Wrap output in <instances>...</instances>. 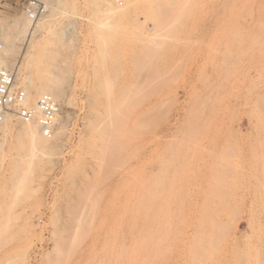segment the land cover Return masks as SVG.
Masks as SVG:
<instances>
[{"label": "rangeland", "instance_id": "374dc122", "mask_svg": "<svg viewBox=\"0 0 264 264\" xmlns=\"http://www.w3.org/2000/svg\"><path fill=\"white\" fill-rule=\"evenodd\" d=\"M41 1L28 30L27 0H0L16 87L59 71L64 94L46 153L0 135V264H264V0H192L159 21L141 0ZM39 45L43 76L26 65Z\"/></svg>", "mask_w": 264, "mask_h": 264}, {"label": "bare ground", "instance_id": "6f19581e", "mask_svg": "<svg viewBox=\"0 0 264 264\" xmlns=\"http://www.w3.org/2000/svg\"><path fill=\"white\" fill-rule=\"evenodd\" d=\"M192 0H141L140 1V3L139 4H141L142 6H144V5H146V6H148L150 9H153L154 10V13L156 12L157 14L159 13V12H164V14L167 12V10H173L174 11V9H179L180 8V5H182V4H187V3H189V2H191ZM46 6V5H45ZM145 7V6H144ZM146 8V7H145ZM149 8H147L146 10H149ZM152 10H150V12H151ZM169 11H168V13H169ZM147 12V11H146ZM171 12V11H170ZM152 13V12H151ZM150 13V14H151ZM154 13H152L153 15H152V17L153 16H155V18L154 19H156V20H158L159 21V18L158 17H156V13L154 14ZM142 14H144V12L142 13ZM146 14V13H145ZM150 14H147V15H150ZM167 14V13H166ZM47 15V14H46ZM50 15V14H49ZM51 15H53V14H51ZM45 16V15H44ZM158 16H161V15H158ZM145 18H147L146 16H144ZM150 17V16H149ZM163 17V16H162ZM26 18V17H25ZM24 18V19H25ZM151 18V17H150ZM42 19V18H41ZM45 20V19H44ZM48 20V19H47ZM54 20V19H53ZM40 21L41 20H35V21H33V20H31L29 17H27L26 19H25V23H26V25L25 24H23V26L25 25V27H26V29L28 28V30L30 29V25H33V27H37L39 24H40ZM51 21L52 20H50L49 22H43V19H42V22L45 24V31H44V35H42V36H45V35H50V34H53V30H54V28H53V30H52V26L50 25L51 24ZM62 21V20H61ZM156 22V21H155ZM57 23V22H56ZM60 24V23H59ZM58 24V25H59ZM13 25H15L16 27V29L14 30V28H12L14 31H16L17 29H18V25L19 24H13ZM32 27V26H31ZM19 28H20V26H19ZM21 29V28H20ZM25 30V29H24ZM30 30H33V28H31ZM26 31V30H25ZM35 31V30H34ZM34 31H31V32H34ZM23 31H21L20 33H18V34H21ZM27 32V31H26ZM29 32V31H28ZM36 33H38V31L36 30ZM58 33V32H57ZM23 34V33H22ZM28 34V33H27ZM33 34H35V32L33 33ZM33 34H31V35H33ZM40 34V33H39ZM56 36V35H55ZM30 37V36H29ZM49 37H51V36H49ZM54 37V36H53ZM57 37V36H56ZM60 37V36H59ZM59 37L57 38V39H55V40H58L59 39ZM63 37V36H62ZM37 38V37H36ZM45 38H47V37H45ZM37 39H39V38H37ZM41 39H42V37H41ZM41 39H40V41H41ZM48 39V38H47ZM29 40V39H28ZM31 41H32V39H30ZM29 40V41H30ZM45 40V42H44V44L43 43H41V44H43L44 46H46L45 45V43L46 44H50V42L48 41V40H46V39H44ZM60 40V39H59ZM14 41L16 42V41H19V40H17L16 39V37H15V39H14ZM34 41V40H33ZM38 41V40H37ZM37 41H35V42H37ZM47 41H48V43H47ZM20 42V41H19ZM34 42V43H35ZM43 42V41H42ZM60 42V41H59ZM22 43V42H21ZM29 43H31V42H29ZM28 43V44H29ZM38 43V42H37ZM33 45V44H32ZM41 46V45H39V46H41L40 48L38 47V46H35V47H37V48H32L31 49V51H30V53H29V55H28V58H27V66H29V70H31L30 68H33V70L35 69H39V67H41L42 65L44 66L45 65V67H47V63L48 62H46V64H43L44 62H43V59H45V58H43V54H47L48 53V49L47 48H49L48 46H51V45H48L47 46V48H46V50L45 51H47V52H45L44 51V46ZM53 46L54 45H56V44H52ZM66 45V44H65ZM62 46V45H61ZM26 47V46H25ZM33 47V46H32ZM52 47V46H51ZM55 47V46H54ZM56 47H60V43H58V46L56 45ZM55 47V48H56ZM64 47V46H63ZM67 47V46H66ZM31 48V47H30ZM74 48V47H73ZM35 49H37L38 51L37 52H39L40 50H42L43 52L41 53V55L40 54H38L36 51H35ZM58 49H60V48H58ZM63 49V48H62ZM30 50V49H29ZM49 50H52V49H49ZM54 51H56L55 49H53ZM52 50V51H53ZM64 50V49H63ZM62 50V51H63ZM73 50V49H72ZM58 51V50H57ZM60 51H61V49H60ZM71 51V50H70ZM8 51L6 50V52L4 51L3 52V55H6V53H7ZM29 52V51H28ZM41 52V51H40ZM39 52V53H40ZM45 52V53H44ZM51 51H49V55L47 56L48 58H49V56L51 55V53H50ZM73 52V51H72ZM27 53V52H26ZM35 53H37L38 55H40L41 56V59H42V61H38L37 60V58H36V54ZM56 53V52H55ZM24 54V53H23ZM53 55H54V53H52ZM66 54V53H65ZM64 54V55H65ZM7 55H8V53H7ZM43 55V56H42ZM57 55H59V54H57ZM21 56V55H20ZM40 56H37L38 58L40 57ZM52 56V55H51ZM22 57V56H21ZM55 57H56V54H55ZM64 56H62V58H63ZM66 57V56H65ZM9 58V57H8ZM52 59H53V57H51ZM4 58H0V68L1 69H7L8 67L5 65V63H4V60H3ZM40 59V58H39ZM40 59V60H41ZM50 59V58H49ZM46 60V59H45ZM44 60V61H45ZM65 60V58L63 59V61ZM7 61V60H6ZM24 61H25V59H24ZM63 61L61 62V60H60V62L62 63V64H60L59 63V61H55L54 63H59V65H61V67H63L62 65H65V63H63ZM14 62V61H13ZM38 62H43L41 65H38V64H40V63H38ZM25 63V62H24ZM67 64V63H66ZM24 65V64H23ZM57 64H55L54 66H56ZM22 66V65H21ZM39 66V67H38ZM52 67L53 66V64H49L48 65V68L49 67ZM57 67V66H56ZM58 68L57 70H59V69H62V68ZM18 68H19V66H18ZM22 68V67H21ZM42 68V67H41ZM40 68V69H41ZM68 68V67H67ZM20 69V68H19ZM23 69V68H22ZM39 69V71H40V73H38L39 75H44V74H41V72L43 71V69H41L40 70ZM18 70V69H17ZM26 70L27 71H29L27 68H26ZM45 70H47V69H45ZM54 70H56V69H54ZM53 70V71H54ZM20 71V70H19ZM38 71V70H37ZM38 71V72H39ZM65 71H67L66 69H65ZM65 71H62L61 70V72H65ZM59 72V71H58ZM57 71L56 72H54V73H58ZM68 72V71H67ZM66 72V73H67ZM35 73H36V71H35ZM44 73H46V77L44 78L45 80H43V81H41V82H39V85H35L34 84V79L32 80V78L30 77V75H31V73H28L27 75H26V72H25V75L27 76V77H24L23 79H24V81L22 80V82L24 83H26L27 84V87H26V91L23 89V91L26 93V102H25V104H26V106H28V107H35V105H36V101H37V99L41 96V95H43V94H48V95H50V96H52L53 97V99L57 102V101H59V100H62L63 98H64V94H63V89H62V85H61V83L60 82H58V81H61V79L60 80H58V79H55V77H54V75L55 76H58L59 74H54L53 72H48V71H44ZM48 73V74H47ZM54 75H53V74ZM60 73V72H59ZM52 74V75H51ZM79 74V73H78ZM60 75H62V73L60 74ZM65 75V74H64ZM41 76V77H42ZM51 76H53L54 77V79L51 77ZM33 77V76H32ZM83 77V76H82ZM43 78V77H42ZM57 78V77H56ZM59 78V77H58ZM63 78V77H62ZM84 78V77H83ZM83 78H82V80H83ZM36 79V78H35ZM41 79V78H40ZM32 80V81H31ZM58 80V81H57ZM66 80V79H65ZM76 80V79H75ZM64 81V80H63ZM35 82H37V80L35 81ZM66 82H68V81H66ZM75 82V81H74ZM22 83V84H23ZM78 83H80V82H78ZM25 84V85H26ZM15 85H16V79H15ZM88 85V84H87ZM87 87H89V86H87ZM25 88V87H24ZM83 88V87H82ZM92 88V87H91ZM89 89V88H88ZM93 89V88H92ZM32 90H33V92H32ZM86 91V90H85ZM84 91V92H85ZM32 93H33V95H32ZM85 93H89V90L88 91H86ZM84 93V94H85ZM92 93V92H91ZM91 93H89V94H91ZM40 94V95H39ZM38 95V96H37ZM88 94H86V96H87ZM36 96L38 97V98H36ZM84 97H85V95H84ZM84 97H83V99H84ZM90 97V96H89ZM67 98V97H66ZM115 98V100L117 101L116 102V107L117 106H121V104H123V102H124V96L123 97H120L119 98V96H118V99H116L117 97H114ZM88 99H84V100H82L83 102L85 101H87ZM90 101V100H89ZM89 101H87V103H83V105H85V108H84V106H83V108L85 109V111H84V113L82 112V111H80V112H82L83 113V117H80V121H81V118H83V122H82V124L83 125H81L82 126V129H85V128H88V127H94L95 126V124L93 125V119H94V115H93V112H95L94 110H95V108H96V105L95 104H93L91 101L89 102ZM57 104H58V102H57ZM81 104V103H80ZM106 105H108V104H106ZM58 106H59V104H58ZM82 107V106H81ZM82 108V109H83ZM79 111V110H78ZM79 113V112H78ZM82 113H80V114H82ZM59 115H60V107H59V113H58V115H57V117H56V119H55V122H54V125L55 124H57V121H58V117H59ZM104 115V117H103V121L101 122L102 124L103 123H105V125H107V117H108V115H107V113H103L102 114V116ZM39 116H40V114H39V112L38 111H36V114H35V117L33 118V120H31V121H29V122H23V121H21V125L19 126V122H17V124H18V126H16L18 129H15V127H13V126H15V124L14 125H10L9 124V122L8 121H12V120H15V119H9V118H6L4 121H2V122H0V135H2L3 137L5 136V135H7V134H9V135H15L16 137H18L19 139H22V141H23V143L28 147V149H29V152H28V150H27V152L33 157H36V156H38V155H41V154H44V153H46V151L49 149V140H48V138H44L43 136V134L41 133V129H40V133H39V130H38V127H40V124H39ZM79 116V115H78ZM18 121H19V119H18ZM1 123H2V125H1ZM11 123V122H10ZM251 123V122H250ZM98 127H100L101 126V124H100V126H99V123L98 124H96ZM64 126V125H63ZM96 126V127H97ZM60 127V126H59ZM95 128V127H94ZM61 129V128H60ZM97 129V128H96ZM59 131V130H58ZM63 131V130H62ZM61 132V131H60ZM81 132H82V130H81ZM79 133V132H78ZM57 134V133H56ZM80 136V135H79ZM50 137H52V135L50 136ZM53 137H54V134H53ZM53 139V138H52ZM143 175V174H142ZM223 177V176H222ZM222 178H219V180H221ZM224 185V184H223ZM222 187V186H221ZM220 187V188H221ZM161 188H163L162 186H161ZM223 190V189H222ZM165 191V190H164ZM156 192V191H155ZM155 192H154V194H155ZM160 192V191H159ZM218 192V191H217ZM162 193V192H161ZM160 193V194H161ZM164 193V192H163ZM224 193V192H223ZM168 194V193H167ZM220 194H222V193H220ZM220 194H219V196H220ZM162 195V194H161ZM217 195V194H216ZM152 196V195H151ZM202 196V195H201ZM222 196V195H221ZM228 197V196H227ZM154 198V197H153ZM155 198H157V197H155ZM159 199V198H158ZM199 199V198H198ZM165 200V199H164ZM220 200V199H219ZM145 201V200H144ZM156 201V200H155ZM206 201V200H205ZM222 201V200H221ZM150 202V201H149ZM153 202V201H152ZM176 202H177V200H176ZM164 203V202H163ZM166 203V202H165ZM136 217V216H135ZM162 217V216H161ZM146 218H147V216H146ZM136 219V218H135ZM138 219H141L142 220V218H140V217H138L137 218V220ZM144 220V219H143ZM39 222V221H38ZM139 224V221H137L136 222V224L135 225H138ZM35 225H37V224H35ZM38 226V225H37ZM138 232V231H137ZM139 233V232H138ZM127 236V235H126ZM139 237V236H138ZM132 239V238H131ZM134 239V238H133ZM167 240V239H166ZM168 241V240H167ZM135 242V241H134ZM126 243V242H125ZM137 243V242H136ZM135 243V244H136ZM144 243V242H143ZM158 244V243H157ZM166 244V243H165ZM138 245V244H137ZM134 246V245H133ZM125 247V246H124ZM127 247V246H126ZM137 247V246H136ZM141 247V246H140ZM184 247V246H183ZM121 248H123V247H121ZM188 248V247H187ZM136 249V248H135ZM144 248H142L141 247V250H143ZM174 249V248H173ZM178 249V248H177ZM132 250V249H131ZM136 250H138V249H136ZM141 250H140V252H141ZM164 250V249H163ZM190 250V249H189ZM121 251H123V249L121 250ZM135 251V250H134ZM145 251V250H144ZM193 252V251H192ZM125 253V252H124ZM123 253V254H124ZM130 253V252H129ZM146 254H147V252H145ZM144 252H142L141 254L143 255V256H146V255H144L145 254ZM122 254V253H121ZM132 254H133V252H132ZM137 254V253H136ZM136 254H133V257H134V255H136ZM191 254V253H190ZM121 256V255H120ZM179 256V255H178ZM191 256V255H190ZM201 256V255H200ZM136 257V256H135ZM138 257H140L139 255H138ZM180 257V256H179ZM203 257V256H202ZM142 258V257H141ZM141 258H138V259H141ZM148 258V257H147ZM122 259H124L123 261H124V263L123 264H131L132 262H131V259L133 260V258L131 257V256H129V255H126V254H124V257L122 258ZM137 259V258H136ZM146 259V258H145ZM194 259V258H193ZM203 259V258H202ZM202 259L200 260V261H202ZM150 260V259H149ZM191 260V259H190ZM189 260V261H190ZM195 260V259H194ZM198 260V259H197ZM134 262V261H133ZM144 262V261H143ZM143 262H141L142 264H143ZM179 262V261H178ZM183 262V261H182ZM137 264H138V262H136ZM140 263V264H141ZM180 263V262H179ZM134 264H135V262H134ZM145 264V263H144ZM148 264V263H147ZM183 264V263H182Z\"/></svg>", "mask_w": 264, "mask_h": 264}, {"label": "built area", "instance_id": "2783aa9c", "mask_svg": "<svg viewBox=\"0 0 264 264\" xmlns=\"http://www.w3.org/2000/svg\"><path fill=\"white\" fill-rule=\"evenodd\" d=\"M24 12L35 21L46 13V6L41 0H27ZM25 102L26 93L23 89L16 87L15 75L9 70L0 69V122L6 118L29 122L33 120L38 111L41 133L45 137H50L59 113L57 102L48 94L41 95L35 107H28Z\"/></svg>", "mask_w": 264, "mask_h": 264}]
</instances>
